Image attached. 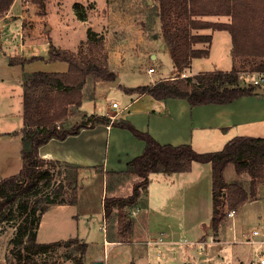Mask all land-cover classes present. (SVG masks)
Listing matches in <instances>:
<instances>
[{"label":"trees","instance_id":"16d2710c","mask_svg":"<svg viewBox=\"0 0 264 264\" xmlns=\"http://www.w3.org/2000/svg\"><path fill=\"white\" fill-rule=\"evenodd\" d=\"M43 7V0H31ZM13 0H0V13L4 14ZM158 19L161 34L169 50L177 74L161 79L151 85L124 87L127 93H147L157 100L183 98L190 106L207 103H228L241 96L258 95V86L241 85L236 68L221 70L214 68L194 75L181 77L182 70L189 66L193 58L206 57L209 46L196 48V43L209 44L211 34L198 33L200 29H225L231 34L232 54L254 56L263 59L258 69L264 68V0H158ZM224 14L230 22H213L200 16ZM84 20V15H79ZM87 50L76 53L49 44L48 61L66 63L64 71L37 70L23 73L22 78V127H21V167L12 175L0 179V215L10 205L21 217L16 232L11 238V254L18 262H33L34 256L56 249L59 246L74 245L72 264H86L87 244L78 237L39 242L37 229L41 215L51 204H75L77 202L76 177L68 182L70 196L66 197L64 185L57 184L50 192L39 195L41 188L50 184L52 174L42 167L61 164L78 169L77 165L55 159H45L39 155V147L50 139L63 140L76 135L84 128L96 124H111L128 130L135 138L144 141L142 152L129 160L124 173L136 174L140 180L133 184L127 196H105L103 214L108 219L117 218V240H130L133 220L126 207L134 205L141 192L147 187L150 173H177L191 169L192 162L211 165V215L203 223L205 232L200 240L209 235L208 230L217 233L225 223L227 211L236 209L257 194V186L264 183V137L235 135L220 150L197 152L189 144L171 145L159 143L149 132L137 129L124 118L91 113L79 121L70 123L66 117L69 106L79 107L82 103L87 79L111 82L117 74L108 66V56L103 52V36L91 28L86 29ZM96 48V50H94ZM42 56L29 57L13 55L8 64L24 66ZM264 94V93H263ZM232 164L236 173H247L250 177L248 188L240 183L227 182L224 169ZM69 177H67L68 179ZM44 180L40 184V182ZM14 210V211H15ZM13 215V210H10Z\"/></svg>","mask_w":264,"mask_h":264},{"label":"rangeland","instance_id":"374dc122","mask_svg":"<svg viewBox=\"0 0 264 264\" xmlns=\"http://www.w3.org/2000/svg\"><path fill=\"white\" fill-rule=\"evenodd\" d=\"M14 2L18 6V11L12 10L9 12L8 9L4 14L0 13V40L2 39L0 45V179L15 174L22 163L20 149L22 126L21 79L23 77L19 66L8 65L4 53L6 51L13 54V52L19 50L21 46L20 39H18L17 44L14 41L15 38H20V35L23 40L22 44L25 43V40H33L35 53H47L49 45L45 43L46 40L43 34L47 31L44 30L46 17L48 19L50 17H44L46 4L52 3L53 11L63 18L62 21L59 19L60 22L58 21L54 25L63 30L60 38L65 41L66 45L76 47L74 50L76 53L86 51L88 47L85 42L86 35L83 36L81 31L82 26L91 28L103 36V52H106L107 56L108 51L112 48L119 49V53L124 52L123 50H129L133 55L135 50L140 49V41L142 40H145L144 49L149 52L146 57H142L137 53L130 64L125 65L124 68H115L116 74L122 77L119 84L111 85L110 82H100L93 100L87 98L94 82L92 78L89 79L85 88L87 97H84L83 103L79 107H74L78 110H70L71 114L68 118L70 123L83 118V116L79 118L81 111L91 105H95L97 109L102 111L111 101H116L123 106L127 98L123 91L125 85L136 87L150 83V78L145 75L148 65L151 64L154 67L155 72L152 75L154 77L170 75L175 69L166 51L167 47L161 34L158 19V0H43V7H39L31 0H13L12 4ZM12 13H20L21 15L16 17ZM7 14H9L8 17L4 18ZM80 14L85 16L84 20H87V22H80ZM18 18H20L21 23ZM8 31L11 34L7 36ZM51 37L54 41L60 42L55 32L51 34ZM9 39L12 40L9 41ZM155 54L156 58L153 57ZM247 63L238 69L241 85L249 84L250 80L256 77V71L258 70L257 66L255 68L256 62ZM195 67L198 71L206 66L200 64V66ZM65 68L66 64L64 62L56 60L43 61L41 59L27 64L24 72L32 73L37 70L62 71ZM122 73L126 74L123 75ZM41 170H49L52 178L50 184L42 187L37 196H43L50 192L52 188L61 182L66 191L65 196L69 197L71 191L68 182L73 177H76L78 190L79 172L76 168L61 164H47ZM225 170L224 177L226 180L232 179L230 177L236 174L231 163L228 164ZM197 172L194 169L191 173L196 181L199 178ZM67 177L69 178L67 179ZM81 178L83 179L84 189L81 192L80 204L78 206L66 204L54 208L51 207L56 204L49 205L48 210L41 215L39 220L37 241L62 240L74 237L79 233V236L85 238L84 241L89 244L91 250L96 249L102 255L104 254L105 258L109 253V259L112 260L113 252L110 251L111 248L103 244V235L112 230L115 234L118 225L116 216L113 215L107 219L105 229L99 228V224L102 223L101 189L102 186L104 190L106 189L107 184L111 183V178L105 176L103 181L98 170L81 171ZM42 182L44 180L40 184ZM207 186V182H203L198 186L200 205L197 216L203 218L205 223L208 222L212 209L211 188L208 189ZM119 193H128L127 186L122 187ZM149 195L154 201L166 200V196L157 197L154 184L150 188ZM255 198L256 196L250 197L249 201H253ZM167 206L169 205L167 204ZM247 208H251L253 213L243 215L239 226L242 233L240 232L236 239L233 238L235 241H229L230 230L225 224L220 227L217 233L208 230L209 235L206 240L212 237L213 241L207 242L205 245L199 241L201 235L205 232L200 223L192 224L189 229L172 231L167 236L171 239L168 244L155 245V242L148 241L150 237L145 236V234L143 236V232L138 228L135 234L137 238L145 240L154 248V251L149 253L148 264H250L251 259L257 258L259 251H264V237L259 235L254 238V241L249 242L243 240L242 234L247 231L246 228L259 225L264 221V184L259 187L258 203L249 205ZM10 210H13V215H10ZM14 210L15 205H10L0 215V264H72V258L68 256H72L74 253V245L70 247L59 246L52 251L37 254L34 256L33 262L15 261L10 252L12 247L11 238L16 232L21 217ZM74 214H78L77 219L73 217ZM225 221H227V217ZM161 228L151 231V235L162 233L164 230ZM163 236L165 237L164 234ZM79 240L82 241L81 238ZM259 243H261V248L257 247ZM119 262L120 260L117 259L114 264H119Z\"/></svg>","mask_w":264,"mask_h":264},{"label":"crops","instance_id":"0c3cea01","mask_svg":"<svg viewBox=\"0 0 264 264\" xmlns=\"http://www.w3.org/2000/svg\"><path fill=\"white\" fill-rule=\"evenodd\" d=\"M51 5L52 3L46 4L44 11V17H50V19L46 17V23L44 26V30H47L43 34L46 40L45 43L48 45L52 43L57 47L74 51L76 47L66 45L65 41L60 38L63 30L54 24L58 22L59 19L62 21L63 18H61L58 13L53 11V7ZM12 10L18 11V6L15 5V2L10 6L9 12ZM8 15L9 14L5 15L4 18L8 17ZM12 15L19 17L18 15L21 14L12 13ZM200 18L213 22L231 21V17L224 14L204 15L200 16ZM18 19L20 20V18ZM80 22L85 23L87 20H81ZM86 28V26H82L81 28L83 36L86 35ZM196 31L198 33L211 34L212 38L209 44L196 43L193 45L196 48H204L206 45H208L209 54L206 57L193 58L190 65L182 70V73L184 72L186 76L194 75L201 71H209L214 68L221 70H230L232 68H236L237 71H239L238 69L240 66L246 64L247 62H256L255 68L257 66L258 69V65L263 62V59L260 57L257 58L254 56L246 57L233 55L231 49V34L228 30L200 29ZM53 32H55V34L59 37V43L54 41L51 37ZM10 34L11 33L8 31L7 36ZM12 39H9V41ZM18 39H20L19 42L21 45L19 50H16L13 52V54L6 51L4 53L7 63L8 57L13 55H22L26 57L39 55L43 57V61L47 60L48 51L46 54L34 52L33 40H25V43L22 44L23 40L20 35V38H15V44L18 43ZM144 42L145 40L140 41V49L135 50L133 55L129 50H123L125 53H119V49L117 48H112V50L108 51V66L110 69L115 72V68H124L125 65H128L131 61H133L135 54L137 53L142 55V57L149 55V52L144 49ZM1 44L2 39L0 40V45ZM9 45L12 47L11 44ZM166 51L170 57L168 48H166ZM153 57L156 58V54L153 55ZM27 64L24 66L19 64L10 66H19L21 69L20 73L23 77L24 68ZM200 64L206 67L196 71L195 66H200ZM149 67L153 66L150 64L148 67H146V69ZM154 72L155 69L151 73H147V71L145 72V75L150 78V83L145 85L154 84L158 80L170 78L177 74L176 68L172 73H170V75L167 76L161 75L154 77L152 76ZM122 74L125 75L126 73ZM117 77L119 78L117 83L118 85L122 77L119 75H117ZM88 82L89 79H87L84 87L82 88L83 99L85 96L87 97L85 88ZM100 82L102 81H94L92 83V88L91 91H89L87 98L90 100L95 98L96 90L99 88L98 85ZM125 86L132 87L128 85ZM125 95L127 97L126 101L124 102L123 106L118 103L120 112L115 118L124 117L130 120L137 129L149 132L161 144H189L197 152H207L220 150L226 141L235 135L264 137L263 93L258 95L241 96L228 103H207L196 106H190L189 103L183 98L157 100L147 93L139 94L125 92ZM68 108L69 114L66 119L70 117V110H78L72 105H70ZM115 110L117 109L111 107V103L107 105L104 111L97 109L95 105H91L90 107H87V109L81 111L79 118L91 113L107 115L111 117V115L115 113ZM143 148L144 141L135 138L128 130L115 127L111 124L99 123L92 128L81 129L78 134L69 135L63 140L54 138L50 139L45 144L41 145L38 151L39 155L45 159H55L77 165V170L80 174L81 171L98 170L103 181L105 176L111 178V183L107 184L105 190L102 186L100 197L102 223L99 224V228L101 227L102 229H105L107 219L104 218L103 214V198L105 195L127 196L131 193L133 184L139 181L140 177L136 174L124 173V171L126 170L127 162L139 155ZM227 167L228 165L225 167V169ZM194 169L198 171L197 173L199 178H197V181L194 179V176H191V173L194 171ZM225 169L224 174L226 172ZM79 173L77 202L75 204H70L74 206H78L80 204L81 192L84 189V183L82 182L83 179H80ZM230 178L232 179L225 180L227 182L240 183L246 189L249 186L250 177L245 172L240 174L236 173ZM208 181L210 182V185ZM203 182H207L208 189L211 188L210 163L200 164L199 162L193 161L191 169L188 171L177 173H150L148 185L141 192L137 202L134 205L125 208L133 220L130 240L128 242L118 241L116 233L117 229L115 234L113 233V230L106 232V234L103 235V244H106L109 248H111L110 251L113 252V259H109V253L106 259L104 254L102 255L96 249L91 250L89 244L86 243V263L91 264V262L94 260H102L103 264H114L115 260L118 259L120 260L119 264H148L149 253H152L154 248L153 246H150L145 240L136 237L135 233L137 228L143 232V236L145 234V236L147 235V237H150L148 241L161 238V243L155 242V245H157L162 243L168 244L171 239L167 236H169L172 231L174 232L180 229H189L192 227V224L197 223L203 225V223H205L204 219L197 216L199 211L198 207L200 205V193L198 186ZM153 184L156 188L157 197L160 198L161 196H166V202L162 201L163 199L161 201H154L152 198H150V188ZM262 184L264 183H260L257 186L255 200L249 201L248 199L235 209V215L233 217L232 224L225 221L224 224L227 228H229L228 230H230L229 241H235L233 240V237L236 238L239 236L240 232L242 233V230L240 231L239 228L242 217L244 214L248 215L249 213H253L251 212V208L247 207L249 205L258 203L259 187ZM124 186H127L128 193L120 194L119 190ZM163 202L165 203L162 204ZM167 204L169 206H167ZM61 205L66 204H56L51 208L59 207ZM116 210V208L113 209V215H115ZM73 217L77 219L78 214H74ZM254 226L257 225H252L249 228H246L245 230L247 231L244 232H248V229ZM159 227H162L161 229L164 230V233L162 232L158 235L152 236L151 231H155ZM76 237L81 238L82 241L85 240L84 237L79 236V233H77ZM252 260L254 259H251V261Z\"/></svg>","mask_w":264,"mask_h":264},{"label":"built area","instance_id":"2783aa9c","mask_svg":"<svg viewBox=\"0 0 264 264\" xmlns=\"http://www.w3.org/2000/svg\"><path fill=\"white\" fill-rule=\"evenodd\" d=\"M147 73H151L154 71L153 67L147 68ZM181 77H186L185 73H180ZM250 84L258 87H264V68L262 70H258L256 72V77H253L252 80H250ZM111 107L117 109L115 110V113L111 115V119H114L116 115L120 112V108L118 106V103L116 101L111 102ZM235 215V209H230L227 211V222H230L232 224L233 217ZM262 235L264 237V221L260 223L257 226H254L248 230V232H244L242 234V238L244 241L252 242L254 241V238L256 236ZM234 238V237H233ZM236 239V238H234ZM154 242H160L162 241L161 238H157L154 240H151ZM203 245H205L207 242L213 241L212 237H209V239L199 240ZM259 248H261V243L258 244ZM250 264H264V251H259L257 258L252 260Z\"/></svg>","mask_w":264,"mask_h":264},{"label":"water","instance_id":"95a60500","mask_svg":"<svg viewBox=\"0 0 264 264\" xmlns=\"http://www.w3.org/2000/svg\"><path fill=\"white\" fill-rule=\"evenodd\" d=\"M118 81H119V78L116 77L113 81L110 82V84L111 85H117ZM255 92L258 94L264 93V87H257ZM91 264H103V261L102 260H94L91 262Z\"/></svg>","mask_w":264,"mask_h":264}]
</instances>
